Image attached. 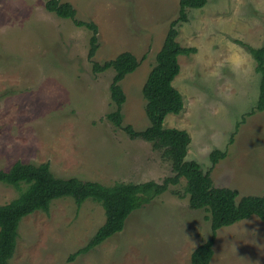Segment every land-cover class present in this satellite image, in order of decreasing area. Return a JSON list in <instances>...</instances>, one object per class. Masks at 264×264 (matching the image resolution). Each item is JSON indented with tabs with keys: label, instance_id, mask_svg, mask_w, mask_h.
I'll use <instances>...</instances> for the list:
<instances>
[{
	"label": "rangeland",
	"instance_id": "obj_1",
	"mask_svg": "<svg viewBox=\"0 0 264 264\" xmlns=\"http://www.w3.org/2000/svg\"><path fill=\"white\" fill-rule=\"evenodd\" d=\"M47 0H0V169L15 161L48 162L59 177L112 185L161 182L171 163L141 138H130L107 115L116 109L113 70L94 73L88 58L91 31L60 18ZM78 21L96 24L103 63L123 51L139 62L120 82L126 100L122 127H148L142 87L155 63L178 0H63ZM177 41L196 52L179 56L173 80L183 109L164 126L190 136L186 159L209 172L215 187L264 195V111L255 105L260 75L248 46H264V0H206L187 8ZM232 138V139H231ZM226 151L212 164L210 153ZM0 183V205L16 198ZM102 206L73 198L52 202L19 225L11 264H190L192 251L211 236L208 212L190 209L185 180L132 212L122 231L71 257L104 223ZM210 264H264V223L256 216L217 230Z\"/></svg>",
	"mask_w": 264,
	"mask_h": 264
},
{
	"label": "trees",
	"instance_id": "obj_2",
	"mask_svg": "<svg viewBox=\"0 0 264 264\" xmlns=\"http://www.w3.org/2000/svg\"><path fill=\"white\" fill-rule=\"evenodd\" d=\"M205 2L206 0H178V17L170 23L163 43L156 53L155 63L142 87L149 125L137 131L129 125L122 127L121 109L126 97L120 84L126 75L138 67L137 57L129 51H123L103 63L95 61L98 29L94 21H78L75 18V8L63 0L45 1V7L49 12L60 18L71 19L76 26L91 31L88 58L92 62L93 72L113 70L109 91L116 109L107 115V119L115 127L123 128L130 138H141L149 142L154 149L160 150L163 157L170 161L173 175L161 182L117 181L112 185H105L75 176L66 178L56 176L51 172L48 162L36 164L15 161L8 169H0V183L11 186L18 192L16 198L0 205V264H11L17 248L18 230L22 219L37 211L48 213L56 199L73 198L78 208L86 200L96 201L104 210V223L84 247L72 254L73 258L122 231L126 219L132 212L165 193L171 185H177L182 178L185 180L189 208L207 211L211 226V236L192 251L190 264H210L215 236L220 228L251 216L258 217L264 223V195H243L237 201L239 196L237 190L215 187L209 172H203L196 161L186 159L191 141L189 134L185 130L164 126L166 115L178 114L184 106L181 93L173 85V80L180 70L178 57L196 52L194 47L179 44L176 39L177 24L187 20V8H201ZM248 50L255 60V71L260 75L256 103L246 114L252 115L264 111V46L260 48L248 46ZM226 155V151L215 149L209 158L214 165Z\"/></svg>",
	"mask_w": 264,
	"mask_h": 264
}]
</instances>
